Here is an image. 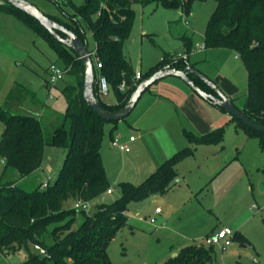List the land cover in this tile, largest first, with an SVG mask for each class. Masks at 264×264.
<instances>
[{"label": "trees", "instance_id": "trees-1", "mask_svg": "<svg viewBox=\"0 0 264 264\" xmlns=\"http://www.w3.org/2000/svg\"><path fill=\"white\" fill-rule=\"evenodd\" d=\"M64 1L73 7L74 12L64 11L63 5L54 0L66 18L47 15L73 31L85 44V27L92 31L96 40L95 57L102 64L100 72L108 78L117 102L110 105L99 96L97 70L94 91L104 108L119 111L137 86L136 70L124 54L125 41L130 37L135 20L133 5L161 2L168 8H183L188 14L195 0H84L83 5L78 7L71 0ZM215 1L216 9L205 30V48H230L243 59L248 71V94L241 110L250 119L264 124V0ZM0 11L13 14L43 35L63 60L66 73L75 78L73 84L63 89L67 109L61 124L49 134H46L41 114L13 113L0 108V122L6 126L0 137V154L6 161V168H15L25 177L42 167L47 146L66 150L57 178L47 187L42 184L34 191H26L16 183L0 178V254L6 256L25 252L27 257L21 264H114L108 254V246L117 232L129 223V204L166 193L178 176V163L194 156L196 145L222 143L225 128L221 126L203 135L185 130L191 145L166 159L143 182H120L121 195L113 202L100 201L95 204L93 212L78 209V200L94 202L112 188L102 158V143L105 126L113 124V134L119 121L103 118L88 105L84 97V65L72 48L36 18L13 4L4 1L0 4ZM57 33L67 37L61 31ZM185 44L191 52V40L187 38ZM173 55L164 50L161 61L144 73L138 82L171 65L188 71L196 85L212 92L200 77L190 71V67L195 66L189 57L174 59ZM47 73L48 87L49 68ZM123 81L126 83L125 90L119 88ZM231 99L235 103L238 97ZM213 104L225 111L222 106ZM232 119L248 137L257 138L264 149V132L237 117ZM69 201L74 202L68 205ZM79 213L83 219L75 227ZM233 240L247 242L240 232H235ZM36 243L45 248L46 254L34 248ZM214 247L188 245L160 264H216Z\"/></svg>", "mask_w": 264, "mask_h": 264}, {"label": "rangeland", "instance_id": "rangeland-1", "mask_svg": "<svg viewBox=\"0 0 264 264\" xmlns=\"http://www.w3.org/2000/svg\"><path fill=\"white\" fill-rule=\"evenodd\" d=\"M27 1L46 14L65 18V14L54 0ZM58 1L63 5L64 11L74 12L73 7L65 4L64 0ZM71 1L77 7L84 3V0ZM216 6L215 0H195L190 13L187 14L183 8H168L161 2H153L145 6L134 4L135 20L130 37L125 41L124 54L137 71L144 73L161 61L164 50L171 54L189 55L190 62L195 63L198 70L207 77L213 79L222 76L236 83L238 87L236 106L242 109L248 94V71L243 59L230 48H205V30ZM185 20L189 23L187 24ZM85 31L88 48L94 50L95 37L88 27H85ZM187 38L193 43L191 52H188L185 44ZM93 61L95 62L94 57ZM53 63L65 68L63 60L43 35L0 11V108L13 113H25L20 108L31 107L29 113L42 114L46 134L51 133L61 124L67 109L63 89L75 82L74 76L66 73L50 93L47 87V70ZM162 80L184 82L177 76H167ZM156 89L157 84L151 87L153 91ZM148 98L150 97L147 92L126 119L117 122L113 134V124L105 126L102 158L114 191L106 192L102 197L94 200L91 212L95 210V204L98 202L111 203L121 195L120 182L129 181L134 184L143 182L148 176L143 169L145 158L156 148V142L162 145L166 143L163 128L154 130L153 124L140 119L142 133H139L138 128L133 124L139 119L142 106L149 100ZM104 101L110 105L116 103L114 90L111 89ZM14 102L19 103V107ZM163 103L173 111L174 119H177V114L174 113L175 106L171 103ZM229 118L223 119L221 124L225 127L223 145H203L197 149L195 147V158L180 165L183 181L176 182L169 193L129 204V223L117 232L108 246V254L114 264L166 262L182 247L179 245L180 242H176L177 236L171 238L167 230L181 235L182 237L179 238L183 243L202 244L207 236L205 231L216 223H221L218 216L221 217L223 225L233 231L237 229L238 223L247 218L244 214L234 223L230 222L225 216L228 211L226 208L218 213L206 207L205 203V200L212 197L211 192H214L220 182V179L212 178L216 172L210 173L212 167L215 169L220 160L224 163L222 167L231 162L233 165L237 164V168L242 172L244 169L249 170L250 175L244 179L245 182L261 176L259 167H264V149L260 146L259 140L249 139L243 129L236 127L231 120L232 117ZM5 127V124L0 122V137ZM132 136L135 137V142L130 141ZM114 139H118L120 144H127L132 152L125 153L122 149L113 146ZM187 140L186 137L188 143ZM65 154L66 150L63 148L47 146L42 168L25 177H22L15 168H6V161L0 154V178L4 174V181H14L21 189L34 191L42 185L47 175H51L50 182H54L63 165ZM73 202L69 201L68 205H72ZM255 203L262 207L259 199ZM157 207L163 212L157 216V223L152 224L150 219L156 217L154 212ZM243 210L245 206L240 205L234 207L232 210L234 212H231L237 215ZM257 212L254 209L252 214ZM164 218L168 221L167 230L161 228L157 232L156 226L161 227ZM82 219L83 215L79 213L75 227L79 226ZM260 220L262 221V218ZM255 223L251 221L246 224V229L251 230L249 239L252 242L242 244L233 240L232 246L225 249L214 247L216 264H238V261L247 264L251 263L254 257L258 258L259 264H264V227L262 230L256 229ZM173 249H177L178 252L173 253ZM25 255L26 253L22 256L21 252L6 256L0 254V264H21L27 257Z\"/></svg>", "mask_w": 264, "mask_h": 264}, {"label": "crops", "instance_id": "crops-1", "mask_svg": "<svg viewBox=\"0 0 264 264\" xmlns=\"http://www.w3.org/2000/svg\"><path fill=\"white\" fill-rule=\"evenodd\" d=\"M3 2H4V0H0V4H2ZM1 12H3V11H1ZM6 14H9L12 17L18 19L13 14H10V13H6ZM12 22H13V20H12ZM13 23H15V22H13ZM192 64H194V66H195L194 68L198 69L196 67L195 63H192ZM143 74H144V72L142 71V75ZM162 79H165V77ZM162 79H160L161 82H160V80H158L157 82H155L153 84V85L157 84L156 90H154V91L151 90V87L153 86V85H151L142 94V96H143L145 93L148 92L150 98H148L149 100L142 106V109H141V112L139 115L140 116L139 119L133 123L136 126V128H138L139 133H142V130H141L142 127L140 125V119H145V121L153 124L152 126H153L154 130H155V128H159V127L163 128L165 130L164 140L166 143H164L162 145V144L156 142V148L154 150H151L152 152H150L149 155L147 156V158H145V161H144L145 167L143 169L146 170L145 172L148 176L151 173H153L166 159L170 158L174 153H176L177 151L191 145L188 137L186 136V134H184L185 130H190L196 134L203 135V134H206V133H209V132L215 130L218 127L223 126V125H221L223 119L233 117L231 114L219 109L212 102H210L209 100H206L205 98L200 96L182 78L181 79L184 82H176L173 80L163 81ZM211 80L215 81L216 84H218L220 86V88L224 91V93L226 95H228L229 97H231V98L237 97L236 92L238 91V87L234 81H232V80L230 81L227 78L222 77V76H218V78L215 77ZM142 96L140 97V99L142 98ZM140 99L138 100V102L140 101ZM138 102H137V104H138ZM163 102L171 103L172 105L175 106L176 109H175L174 113L177 114V119L176 118L174 119L173 111L169 107H167L166 105L164 106ZM14 104L18 107L20 105L17 102H14ZM235 104H236V101H235ZM20 109L23 110L25 113H29L31 111V107H29V106H26V107L20 108ZM41 116H42V114H41ZM231 120L235 123L236 127L238 129H240L237 126L236 122L233 119H231ZM179 121H180V123H179ZM132 137H134V136H132ZM186 137L188 139L187 140L188 143L186 142ZM247 137H248V135H247ZM248 138L252 139L255 137H248ZM130 141L135 142L136 141L135 137H134V139H130ZM203 145H205V146L223 145V142L218 143V144H199V145H196V149H197V147L203 146ZM124 152L125 153H131L132 150H130L129 152H126V151H124ZM172 152H174V153L172 154ZM170 154H172V155L170 156ZM195 155L196 154H194V156H192V157H187L186 159H184L183 161L178 163V165H177L178 176L176 177L175 181L173 182L172 187L166 193H169L174 188V185L176 184V182L183 181L179 167L182 163L186 162L187 160H191V159L195 158ZM223 164H224L223 161L220 160L219 163L215 166V169H213V167L211 169V172H210L211 174H212V172H216V173H214L215 175L212 178H218V179H220V182H218V185H216V189L214 190V192H211L212 197L205 200L206 207H208L212 211L213 210L218 211V213L221 210H223V208H226V210H228L225 214V216L228 217L226 219H230V222H233V223L236 220H238L240 216L245 214L247 218H245L244 221H242L241 223H238V225H236L237 229L234 232L242 233L245 236L247 242H252L249 239V234H251L250 233L251 230L246 229L247 222H251V221L256 222L255 223L256 229L262 230V228L264 227V223H263L264 222V167L263 168L259 167V172H261V176H258L257 178H253L249 182H245L244 179L250 175L249 170L241 167L244 169V172H242L239 168H237L238 167V166H236L237 164L233 165V163H231V162L227 163L225 165V167H222ZM43 165H44V163L42 164V166ZM254 166H256V165H254ZM211 174H210V176H211ZM48 176H51V175H47V177ZM47 177H46V179H47ZM3 178H4V174L2 175V179ZM12 182H14V181H12ZM112 189L114 191V188H112ZM166 193H164V194H166ZM158 195H163V194H156V195H153L151 197L158 196ZM257 199H259V202L262 204V207L258 203H255V202H257ZM240 205L245 206V210H243V211H241V213H239L241 215H239V214L236 215V214L232 213V212H234V211H232L234 209V207L240 206ZM157 208H160V207H157ZM246 209H248V210H246ZM254 209L258 211L256 214H252V211ZM244 211H247V212L244 213ZM162 212H163V210H161V212H156V209H155L154 215L156 216L155 217L156 222L155 223L151 222L152 224L157 223V216L160 215ZM127 215H128V211H127ZM260 218H262L263 222L260 220ZM218 220L221 223H219V224L216 223V225H214L213 227H211V228L207 229V231H205V234H207V236L212 234V233H215L218 230H220L221 228L225 227L222 223L220 216H218ZM128 222H129V220H128ZM167 223H168L167 219L164 218L163 221L161 222V227L156 226L155 230H157V232H159L161 228H162V230H165L167 227ZM166 232L171 238L174 236H177L176 242L177 243L180 242L179 245L182 246L181 249L183 247L189 245L187 243L181 242V238H179V236H181V235L173 233L172 231H168V230ZM185 242H187V241H185ZM242 244H245V243H242ZM230 246H232V244ZM241 246L244 247V245H241ZM176 251H177V249H173L172 252L175 253ZM23 253L24 252L21 251L22 256H24V254H25V253L24 254ZM176 254H178V253H176ZM254 258H257V257H254ZM254 258H253V260H254ZM257 260H258V258H257Z\"/></svg>", "mask_w": 264, "mask_h": 264}, {"label": "water", "instance_id": "water-1", "mask_svg": "<svg viewBox=\"0 0 264 264\" xmlns=\"http://www.w3.org/2000/svg\"><path fill=\"white\" fill-rule=\"evenodd\" d=\"M13 4L16 8H19L29 15L36 18L47 30L54 34L61 42L66 44L68 47L72 48L79 58L82 60L85 70V86H84V97L88 105L94 109L99 115L109 121H121L125 119L135 108L138 100L142 94L155 82L167 77V76H178L185 80L191 88H193L200 96L206 100L212 101L220 106H222L225 111L234 117L239 118L244 123L248 124L250 127L264 132V124L258 123L250 119L236 104L232 99L226 95L222 89L209 77L200 72L194 67H190V71L200 77L212 90L208 92L203 90L201 87L195 84V82L190 78L188 71L176 69L171 65L166 66L163 69L157 70L152 75L142 79L136 86L135 90L131 94L130 98L126 102L125 106L119 111H110L104 108L101 104L100 99L94 91L95 83V66L93 57L91 55L88 45L83 43L80 38L71 30L66 28L64 25L50 18L46 13L39 9L33 3L27 0H5ZM57 31H61L67 35L63 38ZM175 254L174 256H176Z\"/></svg>", "mask_w": 264, "mask_h": 264}, {"label": "built area", "instance_id": "built-area-1", "mask_svg": "<svg viewBox=\"0 0 264 264\" xmlns=\"http://www.w3.org/2000/svg\"><path fill=\"white\" fill-rule=\"evenodd\" d=\"M185 22L188 24V20H185ZM92 57L95 58V70L98 71L97 73V82L99 85V96L102 99H105L111 92V86L109 83L108 78L102 74L100 72L101 68H102V64L101 62L98 60V58L95 57L96 55V50H90ZM174 59H179V58H188V55H182V54H174L173 55ZM67 70L65 68H60L58 67L55 63L51 64L49 66V80H48V88L49 91L51 93V89L53 87H55V85L57 84V82L59 80H61L64 75L66 74ZM142 77V72L141 71H136V75H135V80H136V84H138L139 80ZM119 88L121 90H125L126 89V83L123 81ZM50 97H52L50 95ZM131 139H134V137H132ZM113 145L115 147H118L119 149H122L126 152L130 151V147L127 144H120L118 142V139H114L113 141ZM51 177L48 176L47 179L43 182V187H47L49 182H50ZM108 193H112L113 189L110 188L107 191ZM92 206H93V202L92 201H84V200H78L76 203V207L80 210H85L86 212H90L92 210ZM156 212H161V208H156ZM150 221L152 223L156 222V218L153 217L150 219ZM235 235V232L228 228H222L220 230H218L215 233H212L208 236H206L202 242V244L206 245V246H219L222 249H225L226 247L230 246L233 243V237ZM34 248L39 251L41 254H46V250L45 248H43L40 244H34ZM253 263H258L257 258H254V260L252 261Z\"/></svg>", "mask_w": 264, "mask_h": 264}]
</instances>
